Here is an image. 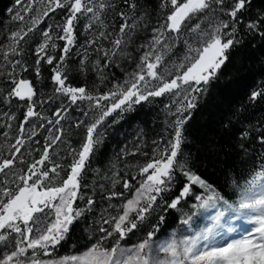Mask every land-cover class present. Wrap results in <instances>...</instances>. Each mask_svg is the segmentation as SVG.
Returning a JSON list of instances; mask_svg holds the SVG:
<instances>
[{"label":"snow or ice","instance_id":"obj_1","mask_svg":"<svg viewBox=\"0 0 264 264\" xmlns=\"http://www.w3.org/2000/svg\"><path fill=\"white\" fill-rule=\"evenodd\" d=\"M4 11L0 264H264V0ZM248 76L242 101L221 96ZM156 103L166 135L92 168L108 128Z\"/></svg>","mask_w":264,"mask_h":264},{"label":"trees","instance_id":"obj_2","mask_svg":"<svg viewBox=\"0 0 264 264\" xmlns=\"http://www.w3.org/2000/svg\"><path fill=\"white\" fill-rule=\"evenodd\" d=\"M11 2L12 0H0V20H3L5 18L6 13L4 10L6 7L11 6ZM29 59H31V56H29ZM25 75L29 79H34V74ZM43 75L45 77L49 76V70L47 66L43 70ZM71 83L73 86H77L83 84V80L79 76H76L71 79ZM251 86H253V80L250 76L235 79L232 84L222 86L220 94L231 102L237 103L243 100L244 96L247 94L248 88ZM215 103V98L209 100V106H212ZM81 107L87 110L86 103L81 105ZM161 107L162 105L159 103H156L154 105L145 104L143 108H140L138 110V112L132 114L131 116H126L120 124L109 127L107 130L106 144L104 149L102 150V154L99 155L97 159H94L92 161L91 167H107L109 161L114 158V153L118 152L125 145H127L128 148L131 149L133 147V141L136 139L139 129L143 130L144 139H146L149 144L152 140L159 139L161 134L166 135V133L164 132L165 125L163 113L160 112L158 115ZM76 115L80 116L79 109L77 110ZM204 115V110L197 112L195 121L197 123H202ZM2 123L3 117H0V124ZM13 127L15 128V122H13ZM0 140H3L2 136H0ZM73 146H76L75 142H73ZM164 231L171 232L172 229L166 228L162 230L160 234L161 238L164 237ZM142 235L143 233H137L135 236H132L128 241V244L131 245L137 243ZM70 251L71 246L66 245L65 248L59 250V254H69Z\"/></svg>","mask_w":264,"mask_h":264}]
</instances>
